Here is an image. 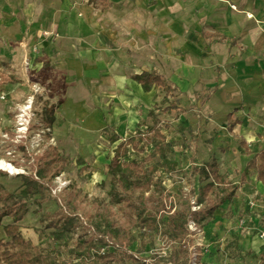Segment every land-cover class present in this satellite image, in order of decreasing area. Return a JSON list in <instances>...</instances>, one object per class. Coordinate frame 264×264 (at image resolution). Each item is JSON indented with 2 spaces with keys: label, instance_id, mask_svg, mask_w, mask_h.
<instances>
[{
  "label": "crops",
  "instance_id": "1",
  "mask_svg": "<svg viewBox=\"0 0 264 264\" xmlns=\"http://www.w3.org/2000/svg\"><path fill=\"white\" fill-rule=\"evenodd\" d=\"M109 2L102 9L97 0H0V71L10 79L0 98L11 107L45 91L54 132L65 129L82 158L109 159L101 145L110 144L107 126L120 137L116 148L155 106H168L160 87L145 92L135 79L155 73L174 88L180 108L178 93L215 91L217 110L227 127L230 114L238 122L233 133L243 144L258 132L245 124L247 113L263 107L264 141V0ZM205 32L227 40L209 41Z\"/></svg>",
  "mask_w": 264,
  "mask_h": 264
},
{
  "label": "rangeland",
  "instance_id": "2",
  "mask_svg": "<svg viewBox=\"0 0 264 264\" xmlns=\"http://www.w3.org/2000/svg\"><path fill=\"white\" fill-rule=\"evenodd\" d=\"M5 50L0 46V68L4 70ZM214 93H178L179 103L187 112L176 110L160 115L163 121L172 125L170 129H164V133L169 141L176 144L169 150V155L170 159L178 161L179 168L173 174L163 175L164 190L155 191L154 202L149 201L148 208L158 216L163 215L165 207L187 210L190 229L187 264H264V188L257 181L255 172L212 215L207 214L208 209L225 197L226 191L216 187L215 192L202 202L199 198V190L204 185L199 175L200 168L214 166L225 181L239 185L241 174L253 157L251 152L264 147L263 107L261 111L255 108L247 113L245 124L254 132L258 129V132L253 133V139L246 138L243 144V138L229 131L226 114L217 110ZM33 97L32 119L23 135L18 132L17 115L28 97L19 99L11 107L6 104L10 99L5 102L0 98V111L8 109L5 119L0 112V161L14 168V171L0 168V186L12 197L19 195L25 188L21 175L37 180L43 158L50 147H57L62 154L69 155L71 163L50 184L51 197L42 203L41 213L62 225L68 223L71 230L57 242L53 235L55 228L49 227L50 220L42 223L38 205L30 200L28 213L19 222L23 236L45 251L59 247L68 257H73L77 245L84 241L90 242L94 252L113 250L110 244L117 242L112 236L117 231L122 232L127 209L111 195L114 184L107 176L109 159L99 158L97 153L82 158L77 153L81 147L62 134L65 129L59 127V135L54 132V125L44 112L50 103L49 94L33 92ZM181 127L184 134L180 132ZM39 132L44 133L42 142L35 140ZM69 134L72 136L73 133ZM54 135L56 140H53ZM101 145L104 151L113 155L115 144L103 142ZM130 158L141 160L143 155L132 153ZM115 186L122 196H126L124 190ZM71 193L78 196L76 206L68 200ZM8 224H12V220L4 218L3 225ZM131 232L138 239L129 249L138 257H147L150 264H156L155 256L167 257L170 253V245L160 237L150 243L137 227H132ZM0 240L9 241L2 227ZM104 240L110 244L105 245Z\"/></svg>",
  "mask_w": 264,
  "mask_h": 264
},
{
  "label": "trees",
  "instance_id": "3",
  "mask_svg": "<svg viewBox=\"0 0 264 264\" xmlns=\"http://www.w3.org/2000/svg\"><path fill=\"white\" fill-rule=\"evenodd\" d=\"M97 3L102 9L110 6L109 0H97ZM204 36L209 41H213L214 38H218L219 42L227 40L218 33L205 32ZM135 79L142 85L145 92L160 87L165 94L161 104H168V106L163 109L155 106L148 118L139 122L135 134L122 140L114 149L113 156H109L107 176L114 184L111 195L118 204L127 209V218L122 226V232L117 231L112 236L117 243L110 244L104 240L105 245H113V250H105L103 253L94 252V247L90 246V242L84 241L77 245L73 257H68L59 247L45 251L41 246L35 245L23 236L19 222L28 213L30 200L38 205V213H41L42 203L51 197L50 184L71 163V160L57 147L52 146L39 166L37 180L31 176L21 175L25 188L19 195L12 197L0 186V227L3 228L9 240L7 242L0 240V264H150L147 257H138L129 249L138 239L131 232L132 227H137L147 242L152 243L160 237L170 245L171 251L167 257L155 256L156 264L188 263L187 239L190 229L187 210L181 208L172 210L165 207L163 215L158 216L148 208V202H154L155 191L164 190L163 175L173 174L179 168L178 161L170 159L169 155V150L176 144L169 141L164 133V129H170L171 124L162 120L160 112L172 113L179 110L181 113H186V111L179 107L177 101H171V98L175 96L174 88L162 76L143 72ZM9 80L0 71V85ZM44 112L53 123L54 106L45 107ZM228 121V129L233 132L238 122L232 119L231 114L228 116ZM182 131L181 129L180 132ZM104 133L109 136L111 145L120 140L110 126L104 129ZM132 153L141 154L143 158L141 160L132 159L130 158ZM251 154L253 157L246 164L239 185L225 181L214 166L205 165L199 169L201 182L204 184L199 190L201 202L213 194L216 187H222L227 193L218 203L208 209V215L215 213L219 205L230 200L241 184L248 181L252 172H255L257 180L264 187V148ZM210 179L212 181L208 182ZM115 185L124 190L126 196H122ZM135 192L139 195L135 196ZM77 197V194L71 193L68 200L76 206ZM69 210L72 209L69 207ZM48 217L41 213V222L50 220L49 227L55 228L54 239L60 242L71 227L68 223L62 225L61 222L58 223ZM4 218H10L12 224L3 225Z\"/></svg>",
  "mask_w": 264,
  "mask_h": 264
},
{
  "label": "built area",
  "instance_id": "4",
  "mask_svg": "<svg viewBox=\"0 0 264 264\" xmlns=\"http://www.w3.org/2000/svg\"><path fill=\"white\" fill-rule=\"evenodd\" d=\"M1 98L6 99V95H3ZM33 104H34V97L33 95H29L28 98L25 100V103H23L19 107V113L17 115V118H18V132L20 133V135L25 134L29 129L30 121L32 119ZM43 134H44L43 132L37 133L35 140H37L38 142H42Z\"/></svg>",
  "mask_w": 264,
  "mask_h": 264
},
{
  "label": "bare ground",
  "instance_id": "5",
  "mask_svg": "<svg viewBox=\"0 0 264 264\" xmlns=\"http://www.w3.org/2000/svg\"><path fill=\"white\" fill-rule=\"evenodd\" d=\"M7 110L8 109L6 108V109H3V110L0 111L1 114L3 115L4 119L7 116ZM0 168L1 169H5V170L8 169V170L14 171V168L11 165H9V164H7L5 162H2V161H0Z\"/></svg>",
  "mask_w": 264,
  "mask_h": 264
}]
</instances>
